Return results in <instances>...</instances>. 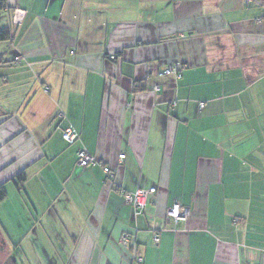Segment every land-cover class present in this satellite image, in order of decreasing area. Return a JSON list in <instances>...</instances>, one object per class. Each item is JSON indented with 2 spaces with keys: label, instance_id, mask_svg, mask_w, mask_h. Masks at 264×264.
<instances>
[{
  "label": "crops",
  "instance_id": "0c3cea01",
  "mask_svg": "<svg viewBox=\"0 0 264 264\" xmlns=\"http://www.w3.org/2000/svg\"><path fill=\"white\" fill-rule=\"evenodd\" d=\"M0 1L5 239L32 264H264V0Z\"/></svg>",
  "mask_w": 264,
  "mask_h": 264
},
{
  "label": "built area",
  "instance_id": "2783aa9c",
  "mask_svg": "<svg viewBox=\"0 0 264 264\" xmlns=\"http://www.w3.org/2000/svg\"><path fill=\"white\" fill-rule=\"evenodd\" d=\"M24 11L19 10L17 16L14 18L15 23H20L22 20V15ZM20 60V57L16 58ZM181 66H177L175 68L176 71H180ZM64 140L68 144H75L79 138L80 133L79 131L72 125H69L62 132ZM77 164L82 168H86L89 166H103V170L107 176L113 180L115 178V172L110 169L108 166L103 165L95 155H93L90 151H88L85 147L81 146L77 149ZM157 195V188L150 187V188H138L133 191H125L124 192V200L127 203L132 204L136 208V213L141 214L145 207L150 202H155V197ZM190 215V210L183 206L180 203H173L167 210V219L169 222L173 224H177L179 221L187 220ZM131 240V236L128 234H123L122 241L124 243H128ZM155 242L160 241L159 235H155L154 237Z\"/></svg>",
  "mask_w": 264,
  "mask_h": 264
},
{
  "label": "rangeland",
  "instance_id": "374dc122",
  "mask_svg": "<svg viewBox=\"0 0 264 264\" xmlns=\"http://www.w3.org/2000/svg\"><path fill=\"white\" fill-rule=\"evenodd\" d=\"M6 242L10 246V253L14 257L16 264H32L28 260L25 252H23V249L20 247L19 240L16 241L15 237H13L11 240L10 236L8 237L7 232H6Z\"/></svg>",
  "mask_w": 264,
  "mask_h": 264
},
{
  "label": "flooded vegetation",
  "instance_id": "af4514ba",
  "mask_svg": "<svg viewBox=\"0 0 264 264\" xmlns=\"http://www.w3.org/2000/svg\"><path fill=\"white\" fill-rule=\"evenodd\" d=\"M0 264H16L14 257L10 253V246L0 230Z\"/></svg>",
  "mask_w": 264,
  "mask_h": 264
},
{
  "label": "trees",
  "instance_id": "16d2710c",
  "mask_svg": "<svg viewBox=\"0 0 264 264\" xmlns=\"http://www.w3.org/2000/svg\"><path fill=\"white\" fill-rule=\"evenodd\" d=\"M0 6H1V1H0ZM10 37V30L9 28H4L2 30H0V39L5 40L8 39ZM19 181H23L24 180V174L20 173L17 176ZM6 197V190L3 187H0V200L4 199Z\"/></svg>",
  "mask_w": 264,
  "mask_h": 264
}]
</instances>
